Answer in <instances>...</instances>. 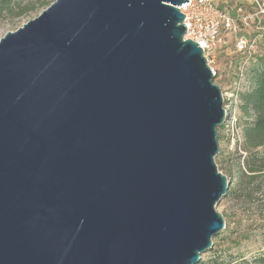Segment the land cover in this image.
I'll list each match as a JSON object with an SVG mask.
<instances>
[{"label": "water", "instance_id": "obj_1", "mask_svg": "<svg viewBox=\"0 0 264 264\" xmlns=\"http://www.w3.org/2000/svg\"><path fill=\"white\" fill-rule=\"evenodd\" d=\"M189 0H55L0 39V264H198L225 110Z\"/></svg>", "mask_w": 264, "mask_h": 264}, {"label": "rangeland", "instance_id": "obj_2", "mask_svg": "<svg viewBox=\"0 0 264 264\" xmlns=\"http://www.w3.org/2000/svg\"><path fill=\"white\" fill-rule=\"evenodd\" d=\"M1 1V0H0ZM11 3V12L0 14V39L8 32H14L23 24L35 19L49 7L55 0H6ZM264 7V0H257ZM220 8L225 10L236 20L237 33L224 35L226 46L220 47L214 54L211 68L215 73L214 83L221 89L224 105L236 109L238 118L242 117L237 109V93L247 90L249 84L246 75L252 65L259 64L264 59V14L257 19L252 15L257 11V6L252 0H223ZM247 17V26H243L239 19ZM245 38L248 42V50L238 51L236 40ZM240 140L235 132H221V140L218 142V153L214 158L217 169L229 180L231 175L236 173L235 165L242 166V136L240 125H237ZM218 132V129H217ZM237 190V187H235ZM235 192L238 194V191ZM234 194L224 196L216 205V211L224 219L225 229L212 239V248L201 254V261L207 262L210 259H224L242 256L249 259L258 251L263 249V238L260 231H264V221L261 220V213L256 206L264 201V196L256 197L253 204L245 203L240 197ZM248 207H250L248 209ZM239 229L238 233H233ZM225 231V232H224ZM246 232L248 240H240L238 247H233L234 239L240 233Z\"/></svg>", "mask_w": 264, "mask_h": 264}, {"label": "trees", "instance_id": "obj_3", "mask_svg": "<svg viewBox=\"0 0 264 264\" xmlns=\"http://www.w3.org/2000/svg\"><path fill=\"white\" fill-rule=\"evenodd\" d=\"M11 11V3L1 0L0 14ZM258 62L259 64L252 65L247 72L248 89L237 93V109L242 116L237 119V125H240L242 136L243 167L238 163L235 165L236 173L229 177V188L225 195L236 193L237 187L236 195L249 205L253 204L256 197L264 196V59ZM223 130L222 126L218 128L217 141L221 140ZM256 209L264 221V201ZM238 232L239 229H234L231 234ZM260 236L264 246L263 230L260 231ZM248 239L247 233L242 231L234 239L233 247H238L240 240ZM198 264H264V247L248 260L238 255L229 261L213 258L207 262L200 260Z\"/></svg>", "mask_w": 264, "mask_h": 264}, {"label": "built area", "instance_id": "obj_4", "mask_svg": "<svg viewBox=\"0 0 264 264\" xmlns=\"http://www.w3.org/2000/svg\"><path fill=\"white\" fill-rule=\"evenodd\" d=\"M222 1L223 0H189L188 3L179 7L180 12L185 16L183 21L186 27L184 39H190L198 44L210 68L216 50L226 46L224 35L228 33L235 35L238 30L236 25V20L238 19L231 17L225 10L220 8ZM252 1L253 4L257 6V11L252 16L257 19L260 15L264 14V7L260 5L257 0ZM239 20L243 26L248 25L247 17H242ZM236 48L241 52L245 49L248 50V42L246 39H237ZM211 70L213 72L212 68ZM223 108L225 110V119L222 127L227 133H229V131L235 132L239 142L237 111L227 105H224Z\"/></svg>", "mask_w": 264, "mask_h": 264}]
</instances>
